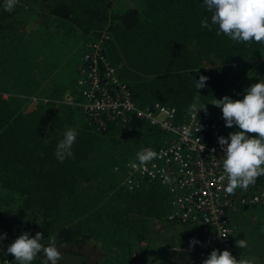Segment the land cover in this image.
Wrapping results in <instances>:
<instances>
[{
    "label": "trees",
    "instance_id": "1",
    "mask_svg": "<svg viewBox=\"0 0 264 264\" xmlns=\"http://www.w3.org/2000/svg\"><path fill=\"white\" fill-rule=\"evenodd\" d=\"M111 3V0H42V8L47 14L39 27L25 35V43L32 56L53 63V68L59 66L58 89L68 82L67 65L78 54L74 52L77 46L87 37L98 38L99 30L105 26L111 32L105 54L116 67L120 80L128 84L136 105L145 107L159 102L174 107L177 111L175 125L188 120V108L197 95L196 83L201 75L209 79L200 89L199 105L250 87L252 83L242 87L240 77L245 69L254 66L250 59L256 52H260L263 60L254 69V83L264 78V43H235L222 33L216 34L218 25H212L211 31L202 27V19L207 18L211 24L212 15L203 7V0H141L138 7L118 11L114 15L118 22L114 24L108 17ZM4 4L5 0H0V21L11 17L26 18L30 12L18 4L9 12ZM78 59L79 54L74 71ZM62 92L54 93L52 97L61 98ZM52 97L38 104H25L24 97L10 93L6 98L0 95V234L7 228L2 210L9 217L15 211L19 216L38 212L40 219L39 224L13 222L0 243V247L5 248L4 252L0 250V256L17 264L14 256L7 253V248L23 232H28L31 237L42 232L44 246H48L49 237L53 235L59 245L83 243L91 238L83 233L84 227L75 223L70 227H59L54 223L55 217L59 218L58 212L70 209L72 212L67 214L73 216L87 209L86 216L89 215L87 212L98 213L95 222L87 227L94 232L92 238L106 254L95 264H156L135 255L137 252L145 254V244L151 243L146 238L147 231L137 225L123 227V224L137 205L136 201L139 210L142 205L146 206L148 216L166 222L172 211V197L157 180L142 179L140 187H134L133 191L124 189L119 186L120 179H113L116 175L106 158L113 156V160L121 161L114 162L123 166L130 160H126L127 156H134L142 148L155 150L165 146L175 135L135 116L129 120L134 128L132 131L122 129L118 118L99 125L91 117L82 115L78 106L56 107ZM73 100L83 101L79 89L73 94ZM180 116L185 117L180 120ZM69 124L78 132L72 148L75 158H66L61 163L55 155L56 146ZM118 130L124 134L120 135ZM108 176L116 191L109 201L102 200L101 205L93 190ZM64 194L66 201L60 206ZM16 195L15 207L13 196ZM112 209L118 210L117 217L116 213L112 217L115 219L109 217ZM103 219L114 229H108V224L102 223ZM140 220L142 218L137 220L138 224ZM177 225L181 228L189 226L186 229H190L191 237L185 238L187 244L190 243L188 239L199 236L202 244L203 226L181 222ZM243 228L247 230V227ZM243 228L237 230L240 231L237 236L234 232L232 242L237 253L241 250L242 255L249 251L236 246V240L246 239ZM107 231L110 240L102 237ZM201 244L197 243L193 248L198 249ZM117 249L121 253L114 254ZM43 255L39 253L31 264H45L41 260Z\"/></svg>",
    "mask_w": 264,
    "mask_h": 264
},
{
    "label": "built area",
    "instance_id": "2",
    "mask_svg": "<svg viewBox=\"0 0 264 264\" xmlns=\"http://www.w3.org/2000/svg\"><path fill=\"white\" fill-rule=\"evenodd\" d=\"M99 32L98 38L87 37L76 48L79 59L75 83L83 101L77 103L72 98L73 105H78L82 115L91 117L99 125L118 118L122 129L132 131L134 128L129 120L135 116L175 135L171 143L154 150L161 153L162 158L138 167L130 166L132 163L138 165L137 160L127 162L121 185L133 190L140 187L142 179L159 181L172 195L174 209L169 220L204 227L202 244L193 250L189 264H202L214 249L228 250L236 256V247L232 245V217L249 207L264 208V176L258 177L255 185L247 190L237 189L234 195L226 194L223 188L227 180H220L225 154L218 143V138L223 136L222 122L218 118L203 119L198 110L197 115L188 112V120L175 125L177 111L174 107L159 102L137 106L128 84L120 80L116 67L105 54L111 32L107 27ZM199 127L201 130L197 132ZM164 176L169 177V182L164 181ZM4 261L13 263L0 256V264Z\"/></svg>",
    "mask_w": 264,
    "mask_h": 264
},
{
    "label": "rangeland",
    "instance_id": "3",
    "mask_svg": "<svg viewBox=\"0 0 264 264\" xmlns=\"http://www.w3.org/2000/svg\"><path fill=\"white\" fill-rule=\"evenodd\" d=\"M111 1L112 3L110 9L108 10V17H110V21L113 20V24H114L115 22H118V20L114 18V15L118 11L124 10L127 7H133V6L138 7L140 6L141 0H111ZM41 2L42 0H18L17 3L18 5H20L23 9L30 10L28 16L26 18L11 17L9 19L0 21V89L2 88L6 89V91L3 92L0 91L1 93L0 95L2 98H6L9 96L10 93L13 95L24 97L26 99L25 104L27 103L38 104V102L45 101L46 98L52 97V94L54 93L57 94L63 91L61 93V98L52 97L53 98L52 102L55 104L56 107L65 106L64 104L73 105L72 103L73 94H76L78 90L74 78V75L76 73V70L74 71V66L78 54H76L73 60L67 65L68 66L67 71L70 73V75L67 76L68 79L67 84L64 86V88L58 89L56 78L61 77V74H59V66L53 68L52 65L53 63L32 56L31 50H29L27 43H25L26 42L25 35L30 30L39 27L45 15L47 14L46 10L45 9L43 10ZM76 51L77 49L74 52ZM250 60L253 62L254 66L252 68L249 67L248 69H245L243 74L241 75L240 78L241 81L243 82L242 87H246V85L249 83L252 84L254 83V79H255L254 69L258 66V64H260V62L263 59L260 57V52L258 53L256 52L252 57V59ZM66 91L67 93L64 94ZM245 94L246 93L243 90V91H237V93L234 95L228 94V96H230L234 100H242ZM214 102L215 101L201 105V107L203 106L206 107V111L201 110L202 118L208 119V118L216 117L222 120L223 133L225 134L226 138L228 137V134L230 132L239 131L240 129L236 126H233L232 128L225 126V121L222 119V110L211 104ZM70 127L72 128L73 126L69 124L67 129H69ZM60 132L62 133V131H59L58 133ZM118 132L120 135L124 134L121 133L120 130H118ZM250 135H254V134H250ZM112 147L114 148V146ZM112 157L113 156L106 158V162H108L109 165L112 166L111 169L116 175L114 176L113 179H120L119 181V186H120L123 181L124 174H126V172H124V167L127 162L137 160L136 154L132 157L127 156L126 160L129 159L130 160L127 161L123 166H119L118 164H116L115 162L118 161L119 159L115 161V159L113 160ZM114 163L116 165L113 166ZM100 166L101 169H103V165ZM96 170L100 171L99 168H97ZM111 183H112L111 178L110 176H108V178L105 179L102 185H100L99 187L96 185L94 187L93 193H96L97 196L96 199L99 204L102 205L104 202L101 203V201L104 200L105 198L107 201H109L112 193H115L116 190L114 191L113 188L114 186L111 185ZM83 185H87V184H83ZM121 186L124 189H126L125 186L123 185ZM169 194L171 195L170 192ZM65 196L66 194H64L60 198L59 201L60 206L66 201ZM75 198L76 195L74 197V200ZM17 200H18V196L17 195L13 196V204L15 207ZM170 203L173 210L174 206L172 200L170 201ZM136 204L137 205H134L133 211L130 214L128 220L125 221V224H123V227H128L130 225H137L139 227H142L143 230L147 231L146 238L152 240L153 243H150L152 248L149 247V249L144 251L145 254L139 252L135 253V255L138 258H140V260H146L147 262H152L157 264L169 263L167 261L172 259L165 258L163 254L169 250V246L175 243L182 245L184 250L190 251V253L188 254H191L193 252L194 250L193 247H190V243L187 244L185 239L187 237H191L190 233L188 232V230L190 229H186L189 226H185L184 228H181L179 225H177V222L170 221L168 216L172 211L168 213L167 221L162 222L163 220L157 221V219L148 216L146 213L147 211L146 206L142 205V207L139 210L137 207L139 205L137 201ZM15 207H12V209H15ZM69 210L70 209H66L62 212H58L59 218L55 217L56 222L54 224L59 225V227H70L73 223H75L81 228L84 227L85 229H83V233L85 235H91V238L85 240L83 243L73 242L66 245L56 244L58 249L62 253V259L58 262V264L97 263V261L100 260L102 257L104 258L106 254H104L103 251L100 249V246L97 244L96 240L92 238L94 232L89 231L88 230L89 227L87 226L95 222L98 213L87 212L89 215L86 216L85 211H87V209H85L76 212L77 216L76 213L72 216L71 214H67L69 212H72ZM115 213L117 217L118 210L112 209L110 211L109 217L112 218ZM1 214L4 216L3 222L7 224V228L5 229L4 232L0 234V236H3L5 233L7 234V231L11 230L13 226L12 223L15 221H19V224L24 223L25 225L28 224L29 222H33V224L40 223L38 212L30 213L29 216H24V215L19 216L15 211V213H13V215L9 217L6 211L2 210ZM79 217L83 220H81ZM139 218H142V220L139 221L140 224H138L137 222ZM107 222L108 221L103 219L102 223H107ZM232 226L234 232L236 231V236L240 232L237 230L242 229L243 226L247 227V230L244 228L243 229L245 231L244 235H246L245 240L247 241V245H248L246 249L249 251L245 252L243 255L244 256L248 255L250 258H255L256 264H264L263 262L264 261V209L259 206H254L237 212L232 217ZM108 229H114V228L110 227V225L108 224ZM108 234L109 232L107 231L102 235V237L108 238V240H110ZM188 240L191 241V238ZM2 241H0V243ZM4 246H6V244H4ZM4 249H5L4 247H0V250H2L3 252ZM243 249L245 248H242V250ZM160 250L165 252H162ZM241 252H242L241 250L239 251V253H237L236 251V257L241 255ZM113 253L119 254L121 253V250L117 249ZM256 253H259L258 255L259 259H257V255H255ZM41 260L45 263L46 256L43 255ZM169 264H184V262L182 260V261L171 262Z\"/></svg>",
    "mask_w": 264,
    "mask_h": 264
},
{
    "label": "clouds",
    "instance_id": "4",
    "mask_svg": "<svg viewBox=\"0 0 264 264\" xmlns=\"http://www.w3.org/2000/svg\"><path fill=\"white\" fill-rule=\"evenodd\" d=\"M18 0H5V10L11 12ZM205 7L211 15V24L208 19H202L201 26L212 30V25H218L217 35L221 33L228 36L235 43L252 42L264 43V0H203ZM209 78L201 75L196 83L198 90L194 102L189 106L188 112L197 115L198 110L206 107L199 106L200 89L206 86ZM242 100H234L225 95L215 99L214 106L222 110V119L225 126L238 127L240 130L230 132L228 137L218 138L220 148L225 153L222 157L223 174L221 181L227 180L223 191L234 195L237 189L247 190L255 185L257 178L264 176V78L247 89ZM201 127L197 129V132ZM254 134V135H250ZM78 132L67 129L63 139L56 146V158L63 163L66 158H75L72 151ZM203 151V149H202ZM215 152V148L212 149ZM162 158V154L151 148H142L136 153L139 164L132 163L131 167L146 166L149 162ZM220 162H217L219 166ZM169 182V177L164 176ZM6 233L0 236V241L6 238ZM226 237V236H225ZM43 233L37 232L31 237L28 232L20 234L7 248V253L15 258L17 264H31L39 253L46 256L45 264H58L62 253L56 245V237L50 236L48 246L41 243ZM199 243L196 239L190 241V247ZM238 248H246L245 239L236 240ZM4 264H10L4 261ZM202 264H256L255 258H241L233 256L228 250H212L203 260Z\"/></svg>",
    "mask_w": 264,
    "mask_h": 264
},
{
    "label": "crops",
    "instance_id": "5",
    "mask_svg": "<svg viewBox=\"0 0 264 264\" xmlns=\"http://www.w3.org/2000/svg\"><path fill=\"white\" fill-rule=\"evenodd\" d=\"M75 76H76V73L74 75V78H75ZM66 93H67V91L64 94H66ZM195 239L197 241H199V244H201V238H200V236H199V238L195 237ZM149 242L153 243L152 240H150ZM145 246L147 247V249H149V247L152 248V246L150 245V243L149 244H145ZM162 250H164V249H162ZM162 250H160V251H162ZM162 252H165V251H162ZM188 253H190V251L184 250V248L182 247V245L175 243V244L169 246V250L166 251L163 254V256L165 258H167V259H172V260H168L167 261L169 263L176 262V261H182L183 260L184 264H189L190 260L192 259V253L191 254H188ZM241 258H250V257L248 255L247 256H244L242 254L237 257V259H241ZM102 259H103V257L100 260H98L97 262L101 261ZM257 259H259L258 258V255H257ZM169 263H160V264H169Z\"/></svg>",
    "mask_w": 264,
    "mask_h": 264
}]
</instances>
